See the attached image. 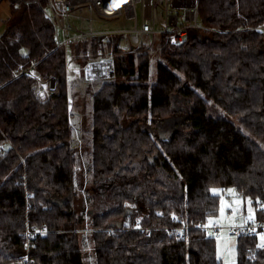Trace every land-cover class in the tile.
Here are the masks:
<instances>
[{"label":"trees","instance_id":"1","mask_svg":"<svg viewBox=\"0 0 264 264\" xmlns=\"http://www.w3.org/2000/svg\"><path fill=\"white\" fill-rule=\"evenodd\" d=\"M51 4H12L0 34V264H19L28 221L49 231L33 241L38 264H87ZM199 20L180 44L159 35L154 77L148 43L132 52L113 35L71 47L82 67L110 58L115 71L93 93L95 264H225L204 228L220 212L214 188H235L264 219V0H200ZM29 68L55 90L41 97ZM256 246L237 238L236 264H264L246 251Z\"/></svg>","mask_w":264,"mask_h":264},{"label":"rangeland","instance_id":"2","mask_svg":"<svg viewBox=\"0 0 264 264\" xmlns=\"http://www.w3.org/2000/svg\"><path fill=\"white\" fill-rule=\"evenodd\" d=\"M11 2L3 0L0 4V34L6 28L2 20H9L11 16ZM48 12L56 17L53 2ZM139 15L141 13L140 5L138 6ZM163 13L161 8L155 12L157 29L162 27ZM74 18V25L85 30L112 32L122 31V45L126 50L134 52L139 44L135 35L131 32L134 27V21L123 17L120 20H102L88 7L83 9V14L77 12ZM84 16L86 19H83ZM92 19V21L88 19ZM59 27H62V22L59 20ZM148 43L150 50L153 53L151 61V77H154L156 65L154 61L158 58V49L160 45V36L152 34L145 37L141 44ZM151 44V45H150ZM133 47V48H131ZM69 66V84L70 97L73 99L70 104L72 108V123L74 127L73 143L78 150V163L75 177V186L77 195L73 202L75 207L79 208L81 215L84 217L83 226L79 228V233L82 236V246L86 256L87 264L94 263V248L90 238L91 219L88 211L92 209L93 202L91 199L90 189L93 184V156H92V130H93V93L104 81H86L82 76V66L76 63L73 49H69L67 53ZM213 193L220 195L221 207L220 212L216 217L210 218L205 225L208 234L216 238L218 255L222 258L225 264H233L237 259V238L229 236L227 229L237 226L244 222L247 217H256V209L253 201L249 197L240 196L235 188H214ZM218 225L220 230L217 232L214 227Z\"/></svg>","mask_w":264,"mask_h":264},{"label":"built area","instance_id":"3","mask_svg":"<svg viewBox=\"0 0 264 264\" xmlns=\"http://www.w3.org/2000/svg\"><path fill=\"white\" fill-rule=\"evenodd\" d=\"M11 4L20 6L24 3H37L41 5V0H9ZM56 17H53L45 8V13L49 17L55 29L57 48H64L67 53L69 49L78 41L94 37H109L113 35H123L122 31L101 32L85 30L74 25V18L83 14V9L88 7L96 16L102 20H120L126 17L134 21V27L131 32L135 35L140 45L145 37L152 34H167L171 37L174 44L182 43L188 35L189 29L199 28V4L200 0H52ZM141 13L139 15L138 6ZM158 8L162 10L163 23L160 29L155 27V12ZM83 19H86L82 16ZM59 20L62 27H59ZM92 21V19H88ZM7 25L8 20H2ZM133 48V47H132ZM22 68V64H20ZM82 76L86 81H108L115 77L114 62L110 58L93 60L81 67ZM24 73L34 77L39 83V94L41 97L49 95L56 88V79L50 78L42 81L32 68L24 70ZM71 104V100H70ZM205 228V226H204ZM207 229V228H206ZM214 229L218 232L219 226ZM228 234L232 238L243 236L257 239V246L246 249L248 253H254L255 250L264 252V219L256 217H247L244 222L237 226L229 227ZM49 233L45 226L38 227L27 222L25 231V253L19 264H38L31 255L34 247L33 241L39 236H45Z\"/></svg>","mask_w":264,"mask_h":264},{"label":"water","instance_id":"4","mask_svg":"<svg viewBox=\"0 0 264 264\" xmlns=\"http://www.w3.org/2000/svg\"><path fill=\"white\" fill-rule=\"evenodd\" d=\"M2 1H3V0H0V4H1Z\"/></svg>","mask_w":264,"mask_h":264},{"label":"crops","instance_id":"5","mask_svg":"<svg viewBox=\"0 0 264 264\" xmlns=\"http://www.w3.org/2000/svg\"><path fill=\"white\" fill-rule=\"evenodd\" d=\"M233 264H236V262H233Z\"/></svg>","mask_w":264,"mask_h":264}]
</instances>
